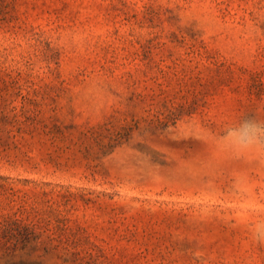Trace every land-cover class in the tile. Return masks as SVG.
I'll return each mask as SVG.
<instances>
[{
	"label": "rangeland",
	"instance_id": "374dc122",
	"mask_svg": "<svg viewBox=\"0 0 264 264\" xmlns=\"http://www.w3.org/2000/svg\"><path fill=\"white\" fill-rule=\"evenodd\" d=\"M0 264H264V0H0Z\"/></svg>",
	"mask_w": 264,
	"mask_h": 264
}]
</instances>
